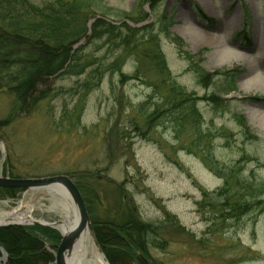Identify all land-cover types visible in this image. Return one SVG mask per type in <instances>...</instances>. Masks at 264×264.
<instances>
[{
    "label": "rangeland",
    "instance_id": "rangeland-1",
    "mask_svg": "<svg viewBox=\"0 0 264 264\" xmlns=\"http://www.w3.org/2000/svg\"><path fill=\"white\" fill-rule=\"evenodd\" d=\"M136 1L104 0L107 7L130 14ZM146 9L151 22H158L164 13L173 17L170 30L184 40L179 50L164 34L159 36L177 81L197 96L216 93L228 103L222 101L227 108L215 110L205 100L198 102L203 114L201 127L214 135L213 156L227 166L241 160V176L249 182L264 181V0H162L155 10L149 5ZM129 23L136 27L143 24ZM183 52L209 73L236 70L235 89L226 91L221 75L204 87ZM133 62V57L128 59L126 72L133 71ZM109 79L88 94L76 119L68 113L78 101L72 91L77 78L50 79L57 94L43 101L37 112L15 118L5 139H0V177L68 174L76 182H86L82 171H95L104 192L99 190L107 196L102 204L96 203L99 214L104 209L116 211V183L123 185L125 198L132 200L144 220L160 225L168 212L185 228L163 229L166 248L148 246L155 262L264 264V211L253 210L223 221L209 205L215 197L204 207L199 204L204 192L213 193L224 185V179L205 165L197 150L189 148L195 130L186 127L177 134L171 122L155 124L146 138L130 132L129 148L122 141L118 132L125 127L130 130V119L138 113L136 107L149 97L155 101L151 96L159 97L154 94V79L132 80L125 85L113 82L115 92ZM14 108L15 97L0 91V120ZM235 114L245 118L250 133L258 139H249ZM56 197L48 190L19 189L16 199L0 198V207L8 211L27 203L31 221H56L61 219L55 211Z\"/></svg>",
    "mask_w": 264,
    "mask_h": 264
},
{
    "label": "trees",
    "instance_id": "trees-1",
    "mask_svg": "<svg viewBox=\"0 0 264 264\" xmlns=\"http://www.w3.org/2000/svg\"><path fill=\"white\" fill-rule=\"evenodd\" d=\"M161 1L137 0L134 13L130 14L107 7L104 0H43L41 3L0 0V91L11 93L16 100V108L0 120V139H5L15 118L37 112L43 101L57 94V89L50 86L53 77L77 78L72 91L78 95V101L68 113L71 119L80 117L84 99L99 88L106 77L110 78L114 92L113 82L125 85L132 80L154 79V94L159 97L151 96L155 101H150L149 97L136 107L138 113L130 119V130L125 127L118 132L122 141L129 148L130 132L146 138L155 124L162 126L171 122L177 134L190 127L195 134L189 148L197 150L205 165L224 179V185L213 193L204 192L199 203L201 207L215 197L209 205L219 212L223 221L242 217L253 210L263 212L264 181L257 178L256 182H249L241 176V160L227 166L216 159L212 152V130L201 127L200 100L212 104L215 110L227 108L222 101L228 103L216 93L200 97L188 91L168 65L160 34L177 44L179 50L185 44L170 30L174 21L169 14L164 13L158 22H151L146 6L155 10ZM98 11L100 14L96 15ZM92 19L95 20L89 27ZM129 22L143 24L136 27ZM156 24L158 30H155ZM89 47L92 49L88 50ZM183 54L187 55L204 87L210 86L214 78L221 75L226 91L235 89L236 70L209 73L194 62V57ZM132 57L134 69L129 73L124 66ZM235 117L249 139H258L250 133L243 116L235 114ZM82 175L88 181L76 183L86 200L96 239L110 264H162L152 259L148 246L166 248L165 227L185 230L178 218L166 212L160 225L144 220L132 200L125 198L123 185L116 183H113L119 196L116 211L104 209L99 214L96 203L102 204L107 196L99 190L102 188L95 171L83 170ZM18 191L0 188V198L16 199ZM59 240L60 233L48 226L0 227V244L8 252V264H52L54 256L50 248Z\"/></svg>",
    "mask_w": 264,
    "mask_h": 264
},
{
    "label": "water",
    "instance_id": "water-1",
    "mask_svg": "<svg viewBox=\"0 0 264 264\" xmlns=\"http://www.w3.org/2000/svg\"><path fill=\"white\" fill-rule=\"evenodd\" d=\"M95 19L90 20L89 27ZM139 26V25H138ZM62 187L68 191L71 196L74 207L78 210V220L66 231L61 232L55 225L58 224L59 220L56 221H30L24 222H9L0 224L2 226L10 225H42L48 226L57 230L60 233V240L54 245L52 254L54 256L53 264H70L69 259L72 255V251L82 236V234L88 229L95 237V243L99 245L96 239L93 223L91 216L86 204L84 195L79 188L76 181L72 176L66 174H59L47 177H0V188H16L25 190H49L50 188ZM0 262L2 264H8V252L2 244H0Z\"/></svg>",
    "mask_w": 264,
    "mask_h": 264
},
{
    "label": "bare ground",
    "instance_id": "bare-ground-1",
    "mask_svg": "<svg viewBox=\"0 0 264 264\" xmlns=\"http://www.w3.org/2000/svg\"><path fill=\"white\" fill-rule=\"evenodd\" d=\"M189 31H196V29L188 27ZM197 32V31H196ZM257 116H254L256 118ZM50 193H54L56 197L57 210H55L60 220L55 226L64 233L78 220V210L74 207L71 196L68 191L62 187L50 188ZM8 205L7 201H3ZM30 205L27 203L20 204L11 210H3L0 207V224L9 222H24L28 223L31 220L28 218ZM54 209V208H52ZM91 216V215H90ZM92 220V219H91ZM45 221V220H40ZM93 223V221H92ZM94 227V224H93ZM95 231V230H94ZM96 236V233H95ZM70 264H110L102 249L95 243V237L88 229L82 234L76 243L72 255L69 259Z\"/></svg>",
    "mask_w": 264,
    "mask_h": 264
}]
</instances>
